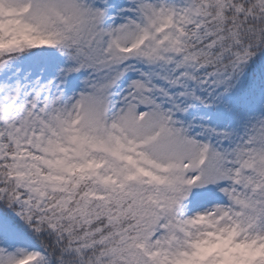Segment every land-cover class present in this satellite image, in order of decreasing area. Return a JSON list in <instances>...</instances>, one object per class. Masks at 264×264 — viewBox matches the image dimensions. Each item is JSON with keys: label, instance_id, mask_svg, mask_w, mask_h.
<instances>
[{"label": "snow or ice", "instance_id": "snow-or-ice-1", "mask_svg": "<svg viewBox=\"0 0 264 264\" xmlns=\"http://www.w3.org/2000/svg\"><path fill=\"white\" fill-rule=\"evenodd\" d=\"M0 264H264V0H0Z\"/></svg>", "mask_w": 264, "mask_h": 264}]
</instances>
